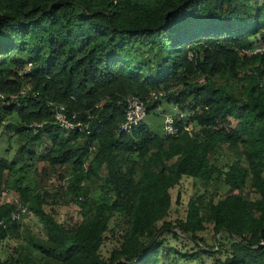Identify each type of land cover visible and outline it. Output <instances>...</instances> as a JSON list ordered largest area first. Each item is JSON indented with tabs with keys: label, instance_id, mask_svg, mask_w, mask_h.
Wrapping results in <instances>:
<instances>
[{
	"label": "trees",
	"instance_id": "trees-1",
	"mask_svg": "<svg viewBox=\"0 0 264 264\" xmlns=\"http://www.w3.org/2000/svg\"><path fill=\"white\" fill-rule=\"evenodd\" d=\"M259 40L264 0H0V113L15 117L6 127L41 147L45 162L70 167L54 194L81 216L66 228L44 208L47 191L18 187L49 245L20 244L4 263L264 264V54L244 52ZM200 76L205 82L195 81ZM26 85L31 90L19 95ZM160 89L197 131H185V118L176 117L177 137L143 123L119 132L118 100L146 101ZM50 101L95 114L91 133L59 129ZM155 106L147 103V113ZM40 121L33 133L28 124ZM10 168L0 159V196ZM183 177L227 188L205 203L191 197L183 219L164 220L170 189ZM99 180L109 201L92 195L87 183ZM202 205L212 243L197 236L205 228ZM14 209L13 201L0 204L7 220L0 241L16 228ZM161 220L160 235L146 242ZM168 235L189 240L192 250L172 248ZM106 241L114 244L108 256Z\"/></svg>",
	"mask_w": 264,
	"mask_h": 264
},
{
	"label": "rangeland",
	"instance_id": "rangeland-1",
	"mask_svg": "<svg viewBox=\"0 0 264 264\" xmlns=\"http://www.w3.org/2000/svg\"><path fill=\"white\" fill-rule=\"evenodd\" d=\"M213 80L219 81L217 79ZM195 81L202 83L203 81L205 82V78L204 76H200ZM172 103L167 98L156 102L155 108H151L149 114L143 120V124L146 125L148 130L153 133L162 134L164 115L169 112H175ZM13 120H15L14 116L0 113V159H5L11 163L10 171L6 170L4 174L5 183L3 187H5L0 196V204L8 201H13L15 204L16 200H20L18 187L29 186L42 192L47 191L48 196L44 208L50 211L56 220L66 228L74 226L81 219L78 207L74 203L65 204L62 201L60 193L54 194L55 190L63 186L65 184L64 181L69 178L70 167L51 166L45 162L42 159L41 147L36 145L34 147L28 146L25 134H17L12 128L6 127ZM192 126L193 130L191 133L198 129L194 124ZM28 149L31 151L27 152L26 150ZM220 154L221 156L227 155L223 151H220ZM223 160L227 161L228 159L225 158ZM87 184L91 188L94 198L100 201H109L110 195L106 189L105 180L89 181ZM226 188L220 181L203 184L191 177H183L176 186L170 189L171 206L164 220L174 222L176 219H183L185 217L186 205L191 197L200 198L205 203L209 193L215 194V198L217 199ZM178 196L179 201L176 203ZM202 206L201 210L205 228L197 232V236H201L207 242L212 243L214 235L212 224L207 220L208 209L204 207L205 205ZM15 224L16 228L13 231H8V236L0 241V264H5L4 260L10 254H14L15 248L20 244L23 247H28L29 250L36 248V245H34L35 248L32 247L33 243L48 244L41 225L30 210L27 209V212ZM161 224L162 220L156 222L154 228L146 233L144 237L146 242L155 237L157 229ZM112 225L113 223L110 224V226ZM159 235L160 233L156 234V238ZM217 236L218 234L214 238L217 239ZM167 240L172 248L182 253L186 252V250H192V245L187 239H176L168 235ZM113 246V243L106 241L102 248L103 255L108 256ZM35 254L41 255L42 252L38 250ZM180 264L189 263L180 261Z\"/></svg>",
	"mask_w": 264,
	"mask_h": 264
},
{
	"label": "built area",
	"instance_id": "built-area-1",
	"mask_svg": "<svg viewBox=\"0 0 264 264\" xmlns=\"http://www.w3.org/2000/svg\"><path fill=\"white\" fill-rule=\"evenodd\" d=\"M246 55H256L264 54V41H256L251 48L244 51ZM31 63H28L25 67L26 71L30 69ZM31 90L29 85L22 87L18 94L25 95ZM167 94L165 90H152L149 92L147 100H142L135 95H127L124 98L118 100V105L124 108V118L119 124L118 131L129 133L133 128L137 127L139 124L143 123V120L147 116V103H154L158 100L163 99ZM16 96L13 95V98ZM5 95L0 92V100H4ZM49 109L52 113V121L59 129L66 132H77L84 135H89L91 133V124L96 117L91 111L79 112L75 110H69L64 104L50 101L47 102ZM173 109L175 112H169L164 115L162 123V135L177 137L180 133L179 128L175 125L176 117L179 119L185 118L183 120V129L189 133L193 130V126L190 122H186L187 114L186 112L179 109L176 104H173ZM45 124V121L31 122L28 127L33 133H36L39 128ZM15 208L10 212L9 220L18 221L22 215L27 212L26 204L22 203L20 200H16ZM0 225L5 228L7 226V220L1 219Z\"/></svg>",
	"mask_w": 264,
	"mask_h": 264
}]
</instances>
